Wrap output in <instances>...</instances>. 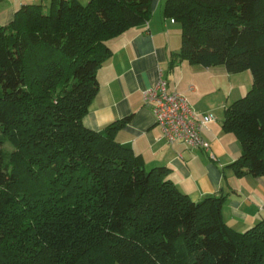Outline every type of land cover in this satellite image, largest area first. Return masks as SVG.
<instances>
[{
  "label": "trees",
  "instance_id": "1",
  "mask_svg": "<svg viewBox=\"0 0 264 264\" xmlns=\"http://www.w3.org/2000/svg\"><path fill=\"white\" fill-rule=\"evenodd\" d=\"M186 59L252 85L224 108L237 175L264 176V0H166ZM150 0L23 4L0 25V264H264V216L244 231L221 191L193 201L115 139L131 115L82 123L107 40L145 22ZM8 141L13 150L1 149Z\"/></svg>",
  "mask_w": 264,
  "mask_h": 264
},
{
  "label": "crops",
  "instance_id": "2",
  "mask_svg": "<svg viewBox=\"0 0 264 264\" xmlns=\"http://www.w3.org/2000/svg\"><path fill=\"white\" fill-rule=\"evenodd\" d=\"M41 1L48 2L0 0V25L11 22L21 5ZM78 1L85 4L89 0ZM165 1L150 0L145 22L107 40L112 54L97 70L98 90L82 123L97 131L131 115L115 139L140 154L147 170L169 167L167 177L195 202L223 192L224 222L244 231L264 216V176L235 173L230 163L240 154L241 145L222 121L224 108L248 89L250 75L247 70L228 73L223 66L204 67L186 59L171 65L172 55L181 47V25L164 15ZM160 77L166 79L169 90L184 94L194 110L214 115V120L201 128L209 151L169 144L162 137L151 108L143 101V92L154 87Z\"/></svg>",
  "mask_w": 264,
  "mask_h": 264
},
{
  "label": "built area",
  "instance_id": "3",
  "mask_svg": "<svg viewBox=\"0 0 264 264\" xmlns=\"http://www.w3.org/2000/svg\"><path fill=\"white\" fill-rule=\"evenodd\" d=\"M143 101L151 108L155 122L167 143H180L209 151L201 128L214 120L212 113L194 110L188 98L178 91L169 90L166 79L161 77L154 87L143 92Z\"/></svg>",
  "mask_w": 264,
  "mask_h": 264
},
{
  "label": "rangeland",
  "instance_id": "4",
  "mask_svg": "<svg viewBox=\"0 0 264 264\" xmlns=\"http://www.w3.org/2000/svg\"><path fill=\"white\" fill-rule=\"evenodd\" d=\"M246 73H248L249 75H250V85H249V87H248V89L251 87V85H252V74H251V72H250V70H247L246 71ZM247 74V75H248ZM245 77H246V75L244 76V77H242L241 78V80L244 78L245 79ZM247 89V90H248ZM247 90L245 91V93L247 92ZM244 93V94H245ZM241 96H243V95H241ZM1 149L5 152V153H9V152H11L12 150H13V146L8 142V141H4L3 143H2V145H1Z\"/></svg>",
  "mask_w": 264,
  "mask_h": 264
}]
</instances>
